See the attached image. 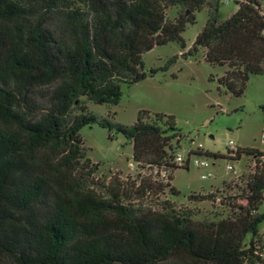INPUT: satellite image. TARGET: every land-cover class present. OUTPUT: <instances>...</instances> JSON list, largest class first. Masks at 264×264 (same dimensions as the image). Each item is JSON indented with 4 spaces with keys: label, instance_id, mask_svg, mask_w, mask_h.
<instances>
[{
    "label": "trees",
    "instance_id": "trees-1",
    "mask_svg": "<svg viewBox=\"0 0 264 264\" xmlns=\"http://www.w3.org/2000/svg\"><path fill=\"white\" fill-rule=\"evenodd\" d=\"M220 0H0V264H244L264 211V164L232 176L229 185L188 200H218L230 213L192 221L165 200L161 209H138L112 189L102 197L85 186L94 172L79 130L95 121L132 143L141 176L139 194L163 193L176 168L171 115L140 110L130 126H114L87 112L85 100L118 103L130 86L156 69L142 55L177 41L207 8V19L182 55L203 49L218 78L235 95L252 74H264V14L260 0H235L219 18ZM175 14L167 19L169 8ZM53 88L45 107L36 102ZM256 157L260 152L237 149ZM200 154V152H192ZM207 154H210L207 152ZM211 155L217 157L216 154ZM161 167L169 171L159 178ZM87 171L88 173H85ZM154 176V177H155ZM228 191H227V190ZM252 234L247 242L246 237Z\"/></svg>",
    "mask_w": 264,
    "mask_h": 264
},
{
    "label": "rangeland",
    "instance_id": "rangeland-1",
    "mask_svg": "<svg viewBox=\"0 0 264 264\" xmlns=\"http://www.w3.org/2000/svg\"><path fill=\"white\" fill-rule=\"evenodd\" d=\"M260 6L264 14V0H260ZM235 9V0H220L219 18L228 17ZM174 14L175 8H169L167 19ZM206 19L207 8L203 7L196 12L195 23L188 24L182 32L184 48L179 42L170 41L144 52V69L153 68L156 72L130 86L122 84L118 103L85 100L88 113L98 120L106 118L114 126H130L140 110L148 111L150 116L155 113L173 116L180 135L174 140L175 149L186 157L190 156L187 167L176 168L172 173L170 183L179 191L178 194L173 196L168 187L158 194L135 193L141 176L156 179L154 170L138 168L132 157V143L115 127L109 137L108 128L98 121L79 130L86 156L98 163L94 172L84 174L83 182L92 193L105 197L114 189L127 201L132 200L138 209H161L164 201L168 200L174 202L177 211L195 222L216 221L230 213L228 207H218V200L198 201L187 197L190 193L204 194L232 184L230 178L233 175L226 169L228 163L238 173L252 169V155L240 152L238 159L229 158L227 144L230 140L235 149L264 150V74L250 75L243 93L235 95L218 81L226 66L206 62L201 48L194 55H182ZM52 88L53 85L44 86L38 92L35 99L40 106L48 104ZM199 145L200 154L189 153L190 150L196 152ZM195 156L207 158L210 165L196 166L192 162ZM209 173L212 175L202 177ZM257 211H264V200ZM257 236L264 237V220L258 224ZM251 237L252 234H248L246 241Z\"/></svg>",
    "mask_w": 264,
    "mask_h": 264
},
{
    "label": "built area",
    "instance_id": "built-area-1",
    "mask_svg": "<svg viewBox=\"0 0 264 264\" xmlns=\"http://www.w3.org/2000/svg\"><path fill=\"white\" fill-rule=\"evenodd\" d=\"M234 143L232 140H230L227 144L228 146V155L229 158L232 159V157H236L237 155V149L234 148ZM200 152V145L198 146V150ZM189 153H192V150L189 151ZM190 161V156L186 157L183 153L176 151L173 155V162L175 165H185L189 164ZM192 162L196 166L200 167H208L210 165L209 161L207 158H200L198 156H195L192 159ZM256 164H264V150L260 151V153L256 156L253 157V166ZM252 166V167H253ZM226 169L232 173L233 176H238L240 173L237 172L235 167L231 164L228 163L226 165ZM159 178H162L164 180H167L169 171L165 167H161L158 172ZM212 174H203L202 177L206 178L208 176H211ZM244 264H264V237L260 236L257 238H254L253 240V251H252V256L251 258L247 259Z\"/></svg>",
    "mask_w": 264,
    "mask_h": 264
}]
</instances>
